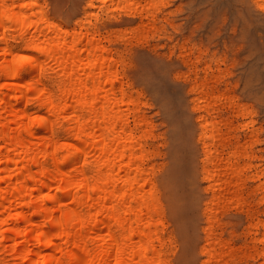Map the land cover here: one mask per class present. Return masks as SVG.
Wrapping results in <instances>:
<instances>
[{
    "label": "bare ground",
    "instance_id": "1",
    "mask_svg": "<svg viewBox=\"0 0 264 264\" xmlns=\"http://www.w3.org/2000/svg\"><path fill=\"white\" fill-rule=\"evenodd\" d=\"M246 1L264 18L261 0ZM168 3L85 0L83 14L67 15L59 0H0V53H8L0 60L39 57L13 75L0 67V83L8 84L0 91L1 261L175 264L180 186L175 173L153 162L157 135L142 113L144 93L136 87L133 51L126 47L129 37L139 41L148 30L165 32L159 19L168 16ZM205 89L194 90L207 96ZM193 108L202 112L196 127L204 170L196 177L208 184L204 214L213 224L227 202L243 204L242 186L264 173L251 176L257 156L247 145L222 159L219 124L206 115L205 102L196 99ZM32 116L44 119L33 123ZM65 142L79 151L57 150ZM254 193L263 202L264 183ZM252 218V249L264 264V221ZM227 249L211 236L200 249L202 264H228Z\"/></svg>",
    "mask_w": 264,
    "mask_h": 264
},
{
    "label": "rangeland",
    "instance_id": "2",
    "mask_svg": "<svg viewBox=\"0 0 264 264\" xmlns=\"http://www.w3.org/2000/svg\"><path fill=\"white\" fill-rule=\"evenodd\" d=\"M59 3L67 15L83 14L85 0ZM164 12L168 16L159 20L165 32L148 30L139 41L129 37L126 47L133 51L136 87L144 93L142 113L157 135L153 147L159 156L153 162L175 173L180 186V226L173 227L178 240L175 264H202L206 258L200 249L211 236L229 246L228 264H258L249 226L252 216L264 221V201L254 193L264 175L242 186L243 204L226 198V208L218 210V221L212 224L204 214L208 184L196 177L204 170L196 127L202 112L193 108V101L205 102L206 115L219 124L216 146L221 158L247 145L257 156L253 165L258 168L251 176L264 173V18L246 0H169ZM202 18L208 23L197 28ZM218 18L228 26H219ZM169 70H175L171 77ZM177 72L188 79H174ZM196 86L206 88L207 96L195 91ZM0 264H11L10 256Z\"/></svg>",
    "mask_w": 264,
    "mask_h": 264
},
{
    "label": "snow or ice",
    "instance_id": "3",
    "mask_svg": "<svg viewBox=\"0 0 264 264\" xmlns=\"http://www.w3.org/2000/svg\"><path fill=\"white\" fill-rule=\"evenodd\" d=\"M262 10H264V0H261V3L259 5ZM3 6L0 5V8H2ZM21 7H24V8H27V7H30V5L28 4H24V5H21ZM44 7H48L47 4L44 5ZM9 10L8 9H4V14H7ZM44 23H47V21H43ZM208 23V20L206 18H202L200 21L197 22V25L196 27L199 28L201 25L203 24H207ZM216 23L219 25V26H222V27H226L228 26L229 22L226 21V20H223V19H220L218 18L216 20ZM7 31V29H5ZM193 31L195 32L196 29L194 28ZM34 51L36 53H43L44 49L40 48V47H36L34 49ZM0 56H4V57H7L8 56V53L7 52H4V53H0ZM128 59V56L125 55L124 56V60H127ZM38 60H39V57L37 56H34V55H27V54H15L12 56V59L10 62H7L5 60H0V67H7L9 69V74L10 75H13L17 72H19L21 69H24L26 67H30L34 64H37L38 63ZM171 71H175V70H169L167 72V75L169 77H171ZM174 79L178 80V81H182V80H186L188 79V76H185V75H182L180 74L179 72H177V75L174 77ZM8 87V84L7 83H0V91L6 89ZM28 88V91L31 93L32 92V88L31 86H26ZM34 97L30 96L29 97V100L31 102V100L33 99ZM35 98H38V97H35ZM3 103V100H0V104ZM202 103V102H201ZM260 103L261 105H264V94H262L260 96ZM44 118L43 117H40V116H32L31 117V120L33 123H35L37 120H40L42 121ZM69 119H71V117H69ZM83 131V130H82ZM82 137L81 135H76L75 136V139L76 140H80ZM60 149H69V150H72V151H79L78 148H76L73 144L71 143H68V142H65V143H62V144H58L57 145V150H60ZM0 163H2V161H0ZM148 181L145 180V183H147ZM57 191H59V189H57ZM65 207L64 205H61V208ZM53 212L56 211L55 208L51 209ZM2 223V222H0ZM260 244L261 245H264V239H261L260 240ZM260 257H261V260H264V248H262L260 250ZM117 264H119V260H117ZM149 264H156L155 261H151L149 262Z\"/></svg>",
    "mask_w": 264,
    "mask_h": 264
}]
</instances>
